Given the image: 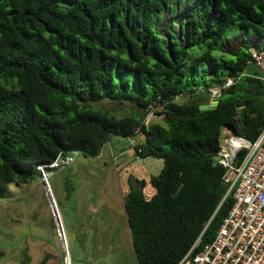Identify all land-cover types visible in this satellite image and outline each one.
<instances>
[{
  "label": "trees",
  "instance_id": "obj_1",
  "mask_svg": "<svg viewBox=\"0 0 264 264\" xmlns=\"http://www.w3.org/2000/svg\"><path fill=\"white\" fill-rule=\"evenodd\" d=\"M232 27L264 40V0H0V197L61 150L96 156L114 137L139 136L135 154L163 164L148 199L145 180L127 178L137 264H177L194 244L200 252L233 203L215 161L222 128L254 140L264 127L249 45L220 48ZM242 71L200 110L210 102L200 86ZM126 102L120 116L106 107ZM148 107L162 122L144 125Z\"/></svg>",
  "mask_w": 264,
  "mask_h": 264
},
{
  "label": "built area",
  "instance_id": "obj_2",
  "mask_svg": "<svg viewBox=\"0 0 264 264\" xmlns=\"http://www.w3.org/2000/svg\"><path fill=\"white\" fill-rule=\"evenodd\" d=\"M249 62L258 71L256 77L264 81V48L252 50ZM248 74L247 71L238 72L227 77L221 85L209 88L200 86L197 92H206L210 102L217 100L222 89ZM190 95L187 93L186 97ZM174 99L177 101L183 98L176 95ZM154 114V108L148 107L144 125L154 118ZM107 144L109 142L105 143ZM130 144L133 148V143ZM80 155L81 152L77 149L61 150L52 161L35 164L38 181L42 184L55 221L57 235L63 241L62 249L66 252L63 264H71V260L50 178L54 172L65 169ZM215 161L224 169L222 180L227 186L226 193L232 194V206L213 240L203 245L196 254L192 253L194 244L177 264H264V127L254 140L237 135L227 126L223 127Z\"/></svg>",
  "mask_w": 264,
  "mask_h": 264
},
{
  "label": "crops",
  "instance_id": "obj_3",
  "mask_svg": "<svg viewBox=\"0 0 264 264\" xmlns=\"http://www.w3.org/2000/svg\"><path fill=\"white\" fill-rule=\"evenodd\" d=\"M137 141L139 136L114 137L98 155L87 156L88 161L78 156L65 169L56 172L61 174L63 195L62 200H58L69 225L72 222L71 264H137L132 239L128 240L127 257L123 251L112 260L104 257L105 251L125 250L126 241L120 240L112 219L117 216L126 219L123 199L129 189L127 178L133 176L145 180L143 194L148 199L154 194L149 179L163 164L161 159L153 156L142 158L135 154L130 142ZM93 170H97V174ZM99 208L107 218L100 219L98 226L93 214ZM55 264L62 263L55 259Z\"/></svg>",
  "mask_w": 264,
  "mask_h": 264
},
{
  "label": "rangeland",
  "instance_id": "obj_4",
  "mask_svg": "<svg viewBox=\"0 0 264 264\" xmlns=\"http://www.w3.org/2000/svg\"><path fill=\"white\" fill-rule=\"evenodd\" d=\"M164 24L168 23V18L163 20ZM222 42L220 48L226 55H233L243 46L249 45L250 51L262 46L264 40L259 39L253 34H246L237 27L230 28ZM107 108L113 110L118 116L124 114L128 110L130 103L124 104H106ZM156 113V112H155ZM162 122V116L154 114L147 126ZM81 153L79 159H85ZM147 160L144 161L146 163ZM93 162V167H95ZM97 174V170H93ZM58 173V172H57ZM53 173L50 178V186L56 199L66 234L67 250L71 255L72 244V222L69 225V219L65 210L60 205L62 200L61 174ZM35 180L28 185L14 186L10 185L6 192L0 197V264H25V257L28 258L26 264H55V259L61 263L66 255L62 249V242L59 240L55 228V221L49 207L47 196L45 195L42 184L38 181L37 172ZM59 199V200H58ZM96 224L100 219L105 220L101 208L97 213L93 214ZM112 221L118 231L120 240L126 241L125 250L105 251L104 257L110 260L118 258L122 253L128 256V240L131 239L126 219L121 217H113ZM110 223V221H109ZM101 225L100 223L98 226ZM123 248V246H122ZM72 262V257L70 256ZM63 264V263H62Z\"/></svg>",
  "mask_w": 264,
  "mask_h": 264
},
{
  "label": "water",
  "instance_id": "obj_5",
  "mask_svg": "<svg viewBox=\"0 0 264 264\" xmlns=\"http://www.w3.org/2000/svg\"><path fill=\"white\" fill-rule=\"evenodd\" d=\"M217 100L211 101L208 105H201L200 110L205 111V110H212L216 107L217 105Z\"/></svg>",
  "mask_w": 264,
  "mask_h": 264
},
{
  "label": "bare ground",
  "instance_id": "obj_6",
  "mask_svg": "<svg viewBox=\"0 0 264 264\" xmlns=\"http://www.w3.org/2000/svg\"><path fill=\"white\" fill-rule=\"evenodd\" d=\"M63 242V241H62Z\"/></svg>",
  "mask_w": 264,
  "mask_h": 264
}]
</instances>
